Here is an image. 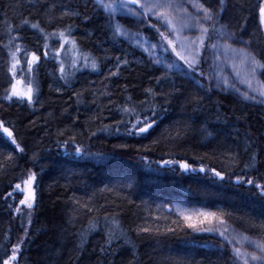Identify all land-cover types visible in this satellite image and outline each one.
I'll return each instance as SVG.
<instances>
[{"label": "trees", "instance_id": "1", "mask_svg": "<svg viewBox=\"0 0 264 264\" xmlns=\"http://www.w3.org/2000/svg\"><path fill=\"white\" fill-rule=\"evenodd\" d=\"M52 2L48 0L49 5ZM65 2L80 14L60 19L61 10L54 8L49 21L38 0H0V97L11 80L7 50L2 48L8 40V25L13 27L12 35L19 34L16 43L41 56L35 74V104L29 107L26 101L0 100V123L24 149L17 152L0 129V264L18 243L21 251L12 264H233L230 251L217 236L192 232L168 208L178 202L230 213L224 216L226 223L248 236L264 237V205L249 192V186L234 183L236 176L245 172L253 152L258 153L256 168L249 167L246 174L264 181V106L216 92L211 85L207 91L208 80L201 79L204 90L173 73L157 83L156 78L165 71L143 53L114 39L102 11L91 3L86 7L85 0ZM198 2L213 8L217 5V0ZM260 2L226 0L222 22L239 38L251 41V48L264 56ZM24 18L39 22L49 33L70 28L77 48L91 54L97 70L92 71L90 64L82 67V61L72 68L75 52L69 45L62 53L65 83L55 59L43 58L42 35L29 26L17 28ZM124 23L149 35L140 25ZM49 44L58 47L59 41L53 39ZM204 55L202 67L210 74L209 51ZM49 56H54V49L50 48ZM168 56L176 60L171 49ZM117 57L128 63H121L118 74L111 76L117 71ZM21 66L26 70V61ZM147 89L155 95L149 96ZM168 93L172 95L166 99ZM198 97L203 99L197 102ZM125 107L135 112L125 113ZM152 107L155 116L146 114L155 120L153 127L147 133L134 130L129 135L132 123ZM177 126L187 127V135L176 137ZM202 127L213 131L208 140L201 137ZM77 146L92 155L77 157ZM164 159L184 161L196 169L214 168L225 174V180L212 176L210 170L207 174H181L178 165L177 171L161 168L156 161ZM29 171L37 176L30 217L29 210L19 205L23 195L15 189L16 183L23 187ZM9 192L14 195L8 196ZM83 205L95 211L88 213ZM17 206L20 213L15 211ZM105 216L119 222L129 242L117 241L106 254L101 252L107 243ZM90 218L99 219L100 228L90 233L81 247L80 233Z\"/></svg>", "mask_w": 264, "mask_h": 264}, {"label": "snow or ice", "instance_id": "2", "mask_svg": "<svg viewBox=\"0 0 264 264\" xmlns=\"http://www.w3.org/2000/svg\"><path fill=\"white\" fill-rule=\"evenodd\" d=\"M44 15L49 18V21L53 18V9L61 10L60 19L64 17L78 16L80 13L68 6L65 0H53L49 5L48 0H38ZM91 3L94 9L102 11L108 24V28L114 39L123 38L131 43L135 48L141 49L149 56V59L153 64L158 65L165 69V74L161 77H157V83L162 79H167V73H172L174 70H180L182 75L190 81H194L199 89L204 90L205 85L201 82V79L209 81V87L207 91H211V82L215 80L216 86L221 90H229L236 92L238 98L242 102L264 104V56H261L250 47L251 41H241L236 33L228 30V25L222 23V14L226 10V0H217L215 8L211 6H205L204 3L198 2V0H85V6ZM190 8L195 11H190ZM121 18H127L128 23H135L140 25L141 29L149 30V35L145 36L144 31H131V29L125 23H121ZM24 26H29L31 29L38 31L44 40L43 58L48 60L49 58L55 59L56 64L59 66L60 79L67 83L66 65L63 62L62 53L67 51V46H71V49L75 52L72 57L71 67L76 68L77 64L82 61V67L87 68L91 65V70H97V63L95 59H92L91 54L84 52L77 48L75 39L71 36V29L55 30L51 33L47 32L39 22H30L28 18H24L21 24L17 26L18 29ZM259 26L261 30H264V0H261L259 4ZM13 27L8 25V40L7 43L2 45L4 50H7V71L11 77L10 86L5 89V93L0 100L7 102H27L29 107L33 106L38 96V87L36 86L35 74L37 73L41 56L36 51H28L22 48L20 43L16 41L20 38L18 35H12ZM155 33V36L152 35ZM158 37V38H157ZM58 39L59 45H50L49 41ZM54 49V56H49V50ZM176 56V59L182 62L183 67L180 68L176 63L172 62L168 56V51ZM205 50L211 51L213 56L214 69L219 68L218 62L221 60L220 52L223 51L224 59H231V67L235 72L237 79L240 77V73L236 71V61H239L240 65L246 72V78L242 82L247 85V91H242L235 83L230 82L228 77L223 75V69L213 71L211 74L205 73L203 70V64L206 62L204 55ZM162 52L164 55H154L155 53ZM23 53V55H21ZM26 61V70L21 66L22 62ZM121 63L127 64L128 60L124 59L122 62L117 57L116 69L117 71L111 72V76H116L120 70ZM255 82V87L253 86ZM59 90V89H58ZM149 96L155 94L151 89L146 90ZM180 89H176L179 92ZM172 93L165 94L166 99ZM203 97H198L197 102L202 100ZM142 104L145 101L141 102ZM123 112L133 114L135 109L128 107L123 108ZM151 112L152 116H155L156 109L154 107L145 109L143 118L139 116L132 123L131 128L128 129V134H133L135 130L137 134L147 133L150 128L153 127L155 120L151 119L146 113ZM220 117L218 116L217 119ZM121 120L119 123H122ZM0 129L6 134L8 139L13 145H15L17 152H23L24 149L17 143L13 137V133L9 131L2 123H0ZM107 130L106 128L104 129ZM187 127L181 129L177 126L176 137L187 135ZM63 134V133H61ZM202 139L208 140L213 136V131L207 127H202L200 130ZM92 135H96L95 132ZM72 141L75 142L73 136ZM68 143V141H65ZM254 143V142H252ZM247 151V146L245 147ZM77 157L85 155H92L83 146H77L74 149ZM12 159L11 154L7 157ZM35 159V155H34ZM143 163L150 167L149 161L141 157ZM258 160V153L253 152L251 155V162L245 164V172L237 175L234 181L235 185L249 186V192L255 197V199L264 205V181H257L248 178L246 170L251 167L256 168V162ZM161 168H171L173 171H177L176 165H178V171L183 173L200 172L205 173L210 170L212 176L216 177L220 181L225 180V174L216 169H207L201 166L199 169L191 167L189 163L184 161H178L173 159H164L156 161ZM37 176L34 172L29 171L27 178L23 180V187L21 183L15 184V189L23 193V198L19 200V205L24 206L29 210L27 213L30 217L31 212L34 211V204L36 201L35 181ZM14 192H9L8 196H13ZM78 203V201L76 202ZM11 207V205H10ZM88 213H92L95 209L89 205H83ZM16 213H20L22 209L17 206L15 208ZM178 215H182L184 220L188 222L189 228H195L196 225L192 222V216L177 211ZM199 216L203 217L204 221L211 222L214 218L219 217V223L225 224V215L230 213H218V212H200ZM29 219V223H30ZM71 223V221H70ZM100 228L99 219H89L87 227L80 233L81 244L86 241L87 236ZM104 235L106 238V245L101 247L102 253H107L111 250L113 245L124 239L125 243H129L124 236V233L119 225V222L112 218L109 220L107 216L103 220ZM205 231H213V229H201ZM141 231H148V229H141ZM171 231V229H169ZM27 228H25V235H27ZM228 228L224 227L219 230V234L222 238L221 243L224 245H232L235 240L237 243H247L253 246V251H241L240 248L232 247L231 259L233 264H238L241 258L244 259V264H251L252 261H259V264H264V237L253 240L250 237H243L242 239L238 235H233L231 238L226 235ZM20 243H23V239ZM21 251L20 244L12 246V255L3 261V264H12L17 260V254ZM259 252L261 255H258ZM250 257V260L248 259Z\"/></svg>", "mask_w": 264, "mask_h": 264}, {"label": "rangeland", "instance_id": "3", "mask_svg": "<svg viewBox=\"0 0 264 264\" xmlns=\"http://www.w3.org/2000/svg\"><path fill=\"white\" fill-rule=\"evenodd\" d=\"M190 11H195V9H192L190 8ZM124 22H127V18H121V23H124ZM223 23V22H222ZM135 24V23H133ZM224 24L228 25V30L230 32H233V30L231 29V26L228 24V23H225ZM137 25V24H135ZM131 31L135 32V30H133L132 28H130ZM241 41H246L242 38H239ZM121 41H123L125 44H127L130 48L138 51V52H141L144 54V56L150 61L152 62L150 59H149V56L144 53L141 49L139 48H135L131 43H129L128 41L124 40L123 38H120ZM251 47V46H250ZM252 49V48H251ZM253 50V49H252ZM154 55H159V56H163L164 54L162 52L160 53H155ZM220 56H221V60L218 62L219 64V68L218 69H214L212 67L213 65V56H212V53L211 51H209V62H210V74L213 72V71H218L220 69H223V75L227 76L229 81L230 82H233L235 83V85L237 87H239L242 91H247V85L245 83H243L242 81L245 80L246 78V72L244 70V68L240 65L239 61H236V71H238L240 73V77L239 79H237L236 75H235V72L233 71V68L231 67V59L229 58L228 60H225L224 59V55H223V51L221 50L220 52ZM171 59V58H170ZM172 62L176 63L178 66H180V68L183 67L182 65V62L179 61V60H175V59H171ZM158 66V65H157ZM161 70H164V68L158 66ZM173 74L179 76L180 78H184L186 80H188L186 77H184L182 75V72L180 70H174L172 72ZM190 81V80H189ZM191 82V81H190ZM194 82V81H192ZM195 83V82H194ZM253 86L255 87V82L253 84ZM211 87L214 91L216 92H220V93H225V94H229L231 96H233L234 98L240 100L238 98V94L234 91H232L231 89L229 90H221L220 88H218L216 86V82L215 80H213L211 82ZM51 88H53L51 86ZM241 101V100H240ZM245 103H248V102H245ZM251 104H257V103H251ZM257 105H261V106H264V104H257ZM21 193V192H20ZM23 195V193H21ZM23 198V196H22ZM21 198V199H22ZM168 210L170 212H172L181 222L182 224L190 229L192 232L194 233H206V234H211V235H214V236H217L220 240H222L220 234H219V230H222L224 227H227L228 228V232L226 233L227 236H229V238H231L233 235H238L241 239L245 236L247 237H250L251 239L253 240H256V239H259V238H256V237H251V236H248L240 231H238L237 229H235L233 226H231L230 224L226 223L224 225H221L219 223V217L217 218H214L211 222L209 221H204L203 223H201L200 221L203 220V217L199 216L198 213L200 212H211L207 209H203V208H199V207H191V206H186V205H183L181 203H178V202H173ZM179 210V212L181 213H186L190 216H192V222L196 225L195 228H189L187 226L188 222L186 220H184L183 216L182 215H178L177 214V211ZM201 229H213V231H205V230H201ZM224 246L228 249V251H230V254H231V249L232 247H237V248H240L241 251H247V252H251L253 251V246L252 245H249L247 243H237L235 240L233 241L232 245H227L226 243L224 244ZM258 255H261L259 252H257ZM250 260V257L248 258ZM238 264H244V259L241 258L240 261H238ZM251 264H259V261H252Z\"/></svg>", "mask_w": 264, "mask_h": 264}, {"label": "bare ground", "instance_id": "4", "mask_svg": "<svg viewBox=\"0 0 264 264\" xmlns=\"http://www.w3.org/2000/svg\"><path fill=\"white\" fill-rule=\"evenodd\" d=\"M233 32L235 33V31H233ZM236 35H237V34H236ZM237 37H238V36H237ZM238 38H239V37H238ZM242 39H243V38H242ZM244 40H246V39H244ZM246 41H247V40H246ZM4 126H5V125H4ZM5 127H7V126H5ZM7 128H8V127H7ZM1 132L4 133V132H3V129H1ZM4 134H5V133H4ZM5 135H6V134H5Z\"/></svg>", "mask_w": 264, "mask_h": 264}]
</instances>
